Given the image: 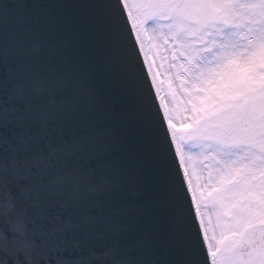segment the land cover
Instances as JSON below:
<instances>
[{"label":"snow or ice","instance_id":"6c2138e0","mask_svg":"<svg viewBox=\"0 0 264 264\" xmlns=\"http://www.w3.org/2000/svg\"><path fill=\"white\" fill-rule=\"evenodd\" d=\"M0 264H264V0H0Z\"/></svg>","mask_w":264,"mask_h":264},{"label":"rangeland","instance_id":"374dc122","mask_svg":"<svg viewBox=\"0 0 264 264\" xmlns=\"http://www.w3.org/2000/svg\"><path fill=\"white\" fill-rule=\"evenodd\" d=\"M160 79L163 81L165 79V77L164 76H161ZM162 87H166V85H163ZM161 95L162 96L164 95L163 91H161Z\"/></svg>","mask_w":264,"mask_h":264}]
</instances>
